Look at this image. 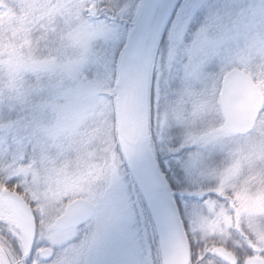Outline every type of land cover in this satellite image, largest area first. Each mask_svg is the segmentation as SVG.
I'll return each mask as SVG.
<instances>
[{
  "label": "rangeland",
  "instance_id": "obj_1",
  "mask_svg": "<svg viewBox=\"0 0 264 264\" xmlns=\"http://www.w3.org/2000/svg\"><path fill=\"white\" fill-rule=\"evenodd\" d=\"M119 1L113 16L97 18L89 0H0V223L15 263L25 233L2 194L7 185L30 204L38 244H47L67 203L86 198L96 210L97 239L118 264L131 258L132 224L133 264H163L165 247L117 141L118 63L142 0ZM175 4L150 63L156 147L168 154L165 167L195 241L208 250L242 229L249 258L264 260V106L251 133L219 132V96L230 69L248 72L264 92V0ZM176 137L180 143L168 146ZM183 148L189 160L180 182L168 166Z\"/></svg>",
  "mask_w": 264,
  "mask_h": 264
},
{
  "label": "water",
  "instance_id": "obj_2",
  "mask_svg": "<svg viewBox=\"0 0 264 264\" xmlns=\"http://www.w3.org/2000/svg\"><path fill=\"white\" fill-rule=\"evenodd\" d=\"M176 1L142 0L140 4L118 64L116 127L121 153L152 214L165 247L163 264H190V245L184 222L151 149L149 136L150 63L160 33ZM263 105L264 92L247 72L239 68L228 71L223 77L219 97L223 118L220 134L245 136L251 133ZM2 193L26 233L25 254H28L36 236L31 206L16 192L3 190ZM93 216L92 203L85 198H77L68 204L56 225L61 229H68L84 224ZM146 245L149 251L147 241ZM208 253L225 264H237L236 256L223 246L212 248ZM41 256L47 259V250L42 251ZM0 261L11 264L1 245ZM247 264H264V261L255 257L248 259Z\"/></svg>",
  "mask_w": 264,
  "mask_h": 264
},
{
  "label": "flooded vegetation",
  "instance_id": "obj_3",
  "mask_svg": "<svg viewBox=\"0 0 264 264\" xmlns=\"http://www.w3.org/2000/svg\"><path fill=\"white\" fill-rule=\"evenodd\" d=\"M66 204L64 210L66 209ZM64 210L61 214L55 216L51 222L50 231L54 234L49 235L47 244H42L36 241V237L30 246L28 254H25L26 250V233H25V242L23 244V250L16 252L18 255H22V259L16 261V263L9 257V254L0 242V245L5 249L11 264H33L35 260L39 259L41 263L46 264H118L116 257L108 254L109 248H104L102 243L97 239V231L92 221L95 220V207H94V216L87 220L84 224L68 229H61L57 227V219L64 213ZM36 219V218H35ZM18 221V220H17ZM37 220H36V236H37ZM110 219L107 220V223H110ZM20 225V224H19ZM131 236L128 237V248L127 253L131 255L129 261L123 264H133L134 258V235H133V224L130 227ZM68 234V235H67ZM57 235L62 237L61 240L56 239ZM143 243L145 251L149 257L153 255L152 244L147 238V229L142 230ZM146 241L149 246V251L147 249ZM13 244V243H12ZM123 248V247H122ZM47 250V259L42 258L41 252ZM22 251V252H21ZM148 264H154L153 260H149ZM161 264V263H160Z\"/></svg>",
  "mask_w": 264,
  "mask_h": 264
},
{
  "label": "trees",
  "instance_id": "obj_4",
  "mask_svg": "<svg viewBox=\"0 0 264 264\" xmlns=\"http://www.w3.org/2000/svg\"><path fill=\"white\" fill-rule=\"evenodd\" d=\"M91 2L96 3V10H95V14L97 16V18H101L102 14L108 13L110 16H113V14L115 13V11L117 12V9H120V1L119 0H89ZM109 8L111 9V11L109 10ZM134 18V17H133ZM193 26L191 27L192 30ZM153 76L152 75V71L150 74V83H149V99L152 98L153 96ZM154 119L152 117V110H150L149 108V127H150V138H151V148L157 158L158 164L160 166V170L161 172L164 174V178L165 181L167 183V185L169 186L170 190L172 191V193L174 194L176 201L177 198H179V202L178 203V207L180 210V214L181 217L184 221V226L185 229L187 231V235H188V240H189V245H190V264H200V262L202 260H213L215 261L217 264H223L220 260L216 259L215 257L209 255L208 250L205 249L203 247V244L200 242H196L195 238L192 235V232L189 230V221L187 219V216L185 214L186 209L183 207V205L181 204V198L178 195V188L176 187L177 185L173 184V182L171 181V177L170 174H168L167 169H166V163L165 161L168 158V154L166 153H162L160 152L159 149H157L156 147V142L153 138V130H154ZM180 143L179 138L176 137V141H173V143L168 144V146L175 148L178 144ZM170 156V155H169ZM189 160L188 158V154L185 153L184 148L179 152V155L177 157H175L174 160H169V169L171 171L174 172V176H175V180L183 182L185 177H186V166H187V161ZM165 172L167 174H165ZM180 185L182 183H179ZM7 187L9 189L12 190H17L18 193L20 192V190L18 189H14V187L12 185H7ZM210 196L214 197V198H218L215 193H210ZM142 200V204H143V208L147 214V218L150 220V226L151 228H154V223L152 221V217L151 214L149 212V209L143 199V197H141ZM218 200L220 202H223V199L218 198ZM189 209V208H188ZM3 227L2 224L0 223V242L1 243H8V238L6 237L4 230L1 228ZM234 232L236 233V235L233 236V238L231 240H228L227 242L223 243V244H216V246L222 245L224 247H226L228 250L232 251L237 259H238V264H244V261L251 257L253 255L252 251L245 246V239L243 237H246V234L244 231H242V229L239 231L238 229H234ZM240 234V235H238ZM243 236V237H242ZM10 244V243H8ZM11 246V245H10ZM12 247V246H11ZM13 248V247H12ZM14 254V253H13ZM160 264V263H157Z\"/></svg>",
  "mask_w": 264,
  "mask_h": 264
},
{
  "label": "snow or ice",
  "instance_id": "obj_5",
  "mask_svg": "<svg viewBox=\"0 0 264 264\" xmlns=\"http://www.w3.org/2000/svg\"><path fill=\"white\" fill-rule=\"evenodd\" d=\"M179 5L178 4H174L172 6V11L175 12L176 8L178 7ZM169 19L171 20V13L169 14ZM177 202H179V198H177Z\"/></svg>",
  "mask_w": 264,
  "mask_h": 264
},
{
  "label": "clouds",
  "instance_id": "obj_6",
  "mask_svg": "<svg viewBox=\"0 0 264 264\" xmlns=\"http://www.w3.org/2000/svg\"><path fill=\"white\" fill-rule=\"evenodd\" d=\"M262 148H264V146H262ZM215 183L211 185V187H215ZM244 227H247V225L245 224ZM262 227H264V225H262Z\"/></svg>",
  "mask_w": 264,
  "mask_h": 264
},
{
  "label": "bare ground",
  "instance_id": "obj_7",
  "mask_svg": "<svg viewBox=\"0 0 264 264\" xmlns=\"http://www.w3.org/2000/svg\"><path fill=\"white\" fill-rule=\"evenodd\" d=\"M0 263H1V261H0Z\"/></svg>",
  "mask_w": 264,
  "mask_h": 264
}]
</instances>
